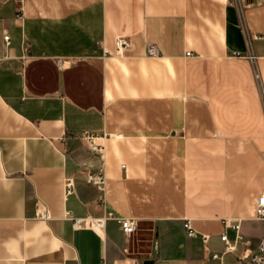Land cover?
Returning a JSON list of instances; mask_svg holds the SVG:
<instances>
[{
    "label": "crops",
    "instance_id": "1",
    "mask_svg": "<svg viewBox=\"0 0 264 264\" xmlns=\"http://www.w3.org/2000/svg\"><path fill=\"white\" fill-rule=\"evenodd\" d=\"M263 194L264 0H0V264H239Z\"/></svg>",
    "mask_w": 264,
    "mask_h": 264
},
{
    "label": "built area",
    "instance_id": "2",
    "mask_svg": "<svg viewBox=\"0 0 264 264\" xmlns=\"http://www.w3.org/2000/svg\"><path fill=\"white\" fill-rule=\"evenodd\" d=\"M6 42H10L9 36H5ZM131 46L130 40L127 37H120L116 40V48L117 54L123 55L125 51ZM190 55V53H188ZM146 56L148 57H159L160 51L156 46L149 45L146 50ZM58 65L61 67H65L66 65L63 63L62 60H58ZM256 77L259 78L257 72ZM82 137L89 140L91 148L94 152L98 153L102 158L105 157L104 147L99 145L96 142L95 136L89 134L88 132L82 134ZM89 184L94 185L101 193V200L105 201V194L107 188V178L105 174L98 173V174H90L87 178ZM67 191L68 193L74 192V180L73 178H68L66 180ZM258 218H260L264 222V194L260 197L258 202V209H257ZM39 218L48 219L49 212L47 210L39 209ZM67 218H70L73 221V226L76 229H83V228H92L100 233H104L106 230L107 222L109 220H115L121 225V228L127 236H131L135 234L139 230V221L133 218H124L117 215L115 212H107L104 216L100 218L94 217H87V218H76L73 217L70 212L66 215ZM186 229L188 230V235L190 237H194L196 235L195 229L192 227L190 221H187L185 224ZM239 224L236 225V228L239 229ZM222 240L226 241V252H232L235 249L233 244L228 242V237L226 234L222 236ZM217 256H214L215 258ZM105 264V263H104ZM239 264H264V234L261 238L260 242L258 243L257 247L254 251H251L250 254H244L239 259Z\"/></svg>",
    "mask_w": 264,
    "mask_h": 264
},
{
    "label": "water",
    "instance_id": "3",
    "mask_svg": "<svg viewBox=\"0 0 264 264\" xmlns=\"http://www.w3.org/2000/svg\"><path fill=\"white\" fill-rule=\"evenodd\" d=\"M144 264H152V261H145Z\"/></svg>",
    "mask_w": 264,
    "mask_h": 264
}]
</instances>
